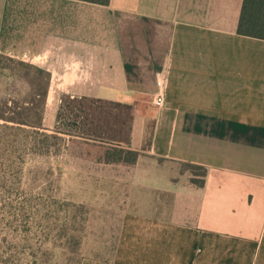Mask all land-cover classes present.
I'll return each mask as SVG.
<instances>
[{"label":"crops","instance_id":"1","mask_svg":"<svg viewBox=\"0 0 264 264\" xmlns=\"http://www.w3.org/2000/svg\"><path fill=\"white\" fill-rule=\"evenodd\" d=\"M241 4L0 0V54L49 77L42 127L139 153L113 257L82 264H264V40L236 33Z\"/></svg>","mask_w":264,"mask_h":264},{"label":"rangeland","instance_id":"2","mask_svg":"<svg viewBox=\"0 0 264 264\" xmlns=\"http://www.w3.org/2000/svg\"><path fill=\"white\" fill-rule=\"evenodd\" d=\"M28 65L0 54V102L9 108L14 104L24 108L38 104L34 92L45 88L46 75L37 76ZM43 111V117L44 114L53 117L44 107ZM57 119H63L62 113H58ZM67 124L43 128L47 134L60 132V147L49 140L47 155L30 153L25 157L14 209L2 207L0 211L4 219L11 218L13 212L16 219L0 220V264H34L33 258L22 259L19 255L25 237L35 259L40 258L41 250L51 251L56 261L46 264L108 262L113 257L125 210L135 211L133 206L128 208L125 199L131 167L91 160L88 156L95 155L102 142L87 138ZM37 193L54 197L58 206L48 209L40 202L29 204V195ZM46 212L47 218L43 220ZM29 213L31 219L26 220ZM74 230L80 244L77 254L72 256L66 250L65 240Z\"/></svg>","mask_w":264,"mask_h":264},{"label":"trees","instance_id":"3","mask_svg":"<svg viewBox=\"0 0 264 264\" xmlns=\"http://www.w3.org/2000/svg\"><path fill=\"white\" fill-rule=\"evenodd\" d=\"M80 1L104 6L109 3V0ZM236 33L238 35L264 40V0H242ZM28 66L35 71L37 76L41 74L46 75L44 77L46 84L42 91L34 92L35 97L39 99L38 104L34 107L24 108L14 104L9 108L5 102H0V211L2 207L10 210L14 209L13 204L16 202V194L19 195L17 186L21 184L25 157L30 153L47 155L50 152L49 140L56 142L55 145H58V147H60V142L62 141V138L59 136L60 132L53 134L43 132V107L47 95V82L49 77L44 71L32 65ZM100 144L102 145L97 147L98 152L95 155L88 156L95 162L133 167L138 159L139 153L137 151L114 144H105L103 142ZM192 182L200 186L203 184L202 180L197 181L195 178L192 179ZM27 201L29 204L32 202H40V204L45 205L44 207L48 209L52 205L55 207L58 206V202L54 197H44L38 193L30 194ZM30 214L26 216V220L31 219ZM1 215L0 220H16L14 212L10 214L12 217L8 219H4ZM46 218L47 212L42 216L43 220ZM28 240L27 237L23 239L24 244L19 252L22 259L31 257L34 259V264H46L48 261L51 262V260L56 261V258L53 257V254L49 250H41L40 258L38 260L35 259L34 255L30 254ZM79 240L75 235V230L68 240L66 238L65 242L68 243L66 250L69 255L75 256L77 254V245L80 244ZM41 242L44 243V240ZM56 247L60 250V246ZM73 259L71 258V260ZM37 261L40 263H37Z\"/></svg>","mask_w":264,"mask_h":264},{"label":"built area","instance_id":"4","mask_svg":"<svg viewBox=\"0 0 264 264\" xmlns=\"http://www.w3.org/2000/svg\"><path fill=\"white\" fill-rule=\"evenodd\" d=\"M158 84L160 86V91L153 97L152 104L156 108H161L164 105V93L163 90L166 88V80L163 78H159Z\"/></svg>","mask_w":264,"mask_h":264}]
</instances>
